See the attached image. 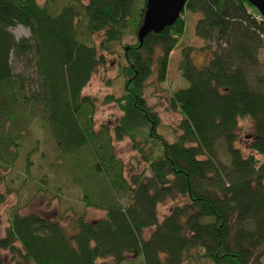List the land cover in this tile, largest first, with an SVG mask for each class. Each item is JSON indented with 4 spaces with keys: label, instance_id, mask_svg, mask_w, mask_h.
I'll list each match as a JSON object with an SVG mask.
<instances>
[{
    "label": "trees",
    "instance_id": "trees-1",
    "mask_svg": "<svg viewBox=\"0 0 264 264\" xmlns=\"http://www.w3.org/2000/svg\"><path fill=\"white\" fill-rule=\"evenodd\" d=\"M145 4L0 0V167L10 170L18 157L16 122L25 106L11 57L31 56L39 84L29 101L42 107L59 152L81 155L89 149L91 171L105 177L113 193L105 190L97 203L85 194V203L105 216L87 221L78 215L71 232L56 219L11 210L0 237V264L2 251L12 264H124L133 253L140 264H262L264 75L257 71L264 17L247 0H187L172 25L140 43ZM194 14V34L204 46L182 50L178 71L188 86L167 97L169 108L180 114L178 135L169 142L158 132L160 116L144 90L151 78L165 80L171 52ZM16 26L28 29L29 37L17 40L10 30ZM126 36L134 41L121 45ZM113 43L122 50L117 75L124 92L107 95L104 103L122 115L112 129L95 130L94 99L82 90L106 64ZM205 50L211 57L198 67L192 54ZM240 117L253 123L248 155L235 145ZM124 138L143 164L128 179L112 147V139ZM165 201L171 206L159 219L157 206Z\"/></svg>",
    "mask_w": 264,
    "mask_h": 264
},
{
    "label": "rangeland",
    "instance_id": "rangeland-1",
    "mask_svg": "<svg viewBox=\"0 0 264 264\" xmlns=\"http://www.w3.org/2000/svg\"><path fill=\"white\" fill-rule=\"evenodd\" d=\"M36 1L39 5L44 2V0ZM198 17L197 14L187 16L182 42L171 52L165 80L161 83H151L154 80L151 78L144 90L148 103L153 105L160 116L161 125L158 132L169 142L174 141L178 135L180 114L169 108L167 97L172 91L188 86V82L178 71L182 50L187 44L194 49H201L204 46V42L194 34ZM10 30L17 40L28 38L30 35L28 29L22 26H16ZM93 40L97 44L100 34L94 35ZM133 41L131 36H126L122 39L121 45H127ZM121 54L120 44L113 43L110 53L106 54V64L97 69L82 90V94L94 99L93 126L95 130H99L103 125L112 129L122 115L114 104L104 103L107 95L116 97L124 92V80L117 75ZM192 57L195 65L200 67L208 63L211 54L207 50L197 51L192 54ZM27 58L18 60L14 56L11 57L13 72L22 85L21 92L25 99V106L24 112L20 114L21 120L16 122V129H20L18 157L10 170L6 171V168L4 170V167H0V193L3 196L0 200V237L4 234L9 212L13 209L21 214L36 212L56 219L68 232H71L78 215L82 214L87 221L98 220L105 216L102 209L85 203V194L93 203L103 198L105 190L113 196L107 179L91 171L90 167L95 164V160L89 149H82L81 155H64L59 152L45 122L42 107L40 104L32 106L33 104L29 101L31 94L38 90L39 83L35 67L31 62L32 58L31 56ZM258 60L260 65L257 73L264 75V47L259 51ZM253 134L252 120L249 117H240L238 139L235 145L245 155L250 153L248 146ZM112 147L121 163L124 178L128 179L132 172L142 169L140 157L131 150L127 138L121 141L112 139ZM218 149L219 155L223 159L226 158L224 146L220 145ZM122 202H125V199ZM170 206V201L158 204L159 219L168 212ZM150 231L151 229L147 230L145 235L147 236ZM140 262V256L133 253L126 256L124 264H140ZM1 263L12 264L10 255L5 251L1 252ZM261 263L264 264V254ZM185 264L210 263L191 260Z\"/></svg>",
    "mask_w": 264,
    "mask_h": 264
},
{
    "label": "water",
    "instance_id": "water-1",
    "mask_svg": "<svg viewBox=\"0 0 264 264\" xmlns=\"http://www.w3.org/2000/svg\"><path fill=\"white\" fill-rule=\"evenodd\" d=\"M187 0H146L142 23L137 32L141 43L149 33H158L180 16ZM264 17V0H247Z\"/></svg>",
    "mask_w": 264,
    "mask_h": 264
},
{
    "label": "crops",
    "instance_id": "crops-1",
    "mask_svg": "<svg viewBox=\"0 0 264 264\" xmlns=\"http://www.w3.org/2000/svg\"><path fill=\"white\" fill-rule=\"evenodd\" d=\"M188 45V44H187ZM190 46V45H189Z\"/></svg>",
    "mask_w": 264,
    "mask_h": 264
}]
</instances>
